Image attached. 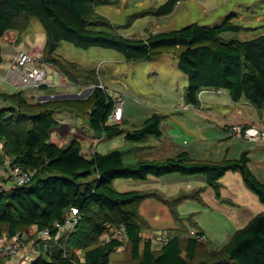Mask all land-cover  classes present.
I'll list each match as a JSON object with an SVG mask.
<instances>
[{"label":"trees","instance_id":"obj_1","mask_svg":"<svg viewBox=\"0 0 264 264\" xmlns=\"http://www.w3.org/2000/svg\"><path fill=\"white\" fill-rule=\"evenodd\" d=\"M182 0H165L143 12L155 16L172 13ZM185 1V0H184ZM115 0H0V63L3 61L1 37L15 30L22 35L32 18L41 22L46 41L42 61L55 67L77 85L94 83L84 98H50L31 102L22 89L0 91V158L7 156L11 164L32 171L25 185L12 184L0 192V238L14 236L35 226L39 231L51 228L49 241L58 237L55 221H64L71 206L79 211L77 226L61 235L55 243L45 244L48 256L39 253L30 264H106L115 248L125 244L122 264H264V211L255 215L246 226L236 230L230 240L219 248L202 243L186 231H174L158 250L141 232L149 227L140 213L141 202L147 198L161 199L155 190H117V178L146 179L166 173H203L207 184L216 191L218 180L227 170H239L246 185L264 203V181L249 166L247 151L238 157L219 159L194 157L186 149L164 157H137L126 160L118 148L104 153L85 155L81 140L72 137L63 145L51 141V130L58 124L55 114L71 111L87 118L89 127L98 135L122 133L121 123L107 124L113 105L105 88L99 87L97 71L83 67L57 53L56 45L68 41L76 47L114 49L128 61H150L169 51H177L179 69L187 76L184 99L198 106L203 89H224L232 101L249 103L264 123V34L247 41L224 39V30L237 25L211 26L191 22L178 29L150 32L143 37L121 34L111 21L96 9ZM137 12L136 17L143 15ZM40 88H48L41 86ZM167 116L153 112L140 124L130 126L124 134L127 142L145 143L150 137H162L161 122ZM151 146L144 144L143 147ZM194 193L163 199L179 222L182 216L176 203L193 197ZM198 195V193H196ZM123 226L126 239L113 236L110 229ZM187 227L184 225V229ZM109 233L107 239L102 236ZM197 234L203 235L200 231ZM38 238V242H40ZM72 242L71 245L68 243ZM52 244V245H51ZM59 248L56 253L50 248ZM66 245V249L62 248ZM43 248H40V252ZM81 250V251H79ZM82 252V253H80Z\"/></svg>","mask_w":264,"mask_h":264},{"label":"rangeland","instance_id":"obj_2","mask_svg":"<svg viewBox=\"0 0 264 264\" xmlns=\"http://www.w3.org/2000/svg\"><path fill=\"white\" fill-rule=\"evenodd\" d=\"M115 1L114 4L98 5L96 9L111 21L112 27L116 31L126 36L143 37L152 31L178 29L191 22L211 26L227 23L237 25L238 28L227 29L222 32L221 36L224 39L247 41L264 34V0H182L176 5L172 13L163 16H155L143 11L158 6L165 0ZM137 12H143V15L136 17ZM8 36L9 34L6 36L7 39ZM21 36L22 40L12 53L8 65L3 68L4 72L18 50L32 51L35 46L42 47L46 41L43 26L37 18L31 19L28 30ZM42 48H37L40 51H35V53L42 55ZM56 51L83 67L99 68V77L103 80L104 85L107 87L106 91L112 95L113 100L116 102L118 98L124 99V114L130 119L131 123L140 124L153 111H162L170 115L169 119L161 123V130L164 134L161 139L149 137L145 143L127 142L123 136L131 127L126 125L120 126L123 133L114 136H96L97 151H101L103 147L106 150L118 148L124 152L126 160H133L137 157H161L162 155H168L173 149L171 147L176 149L182 147L183 144H187V147L183 148L190 153H193V151L200 152L206 148L213 151V147H218L219 139L224 136L222 127L219 125V118L232 115L231 112L235 106L242 107V110L245 108L244 100H241L242 103L232 106L234 101L230 99L224 89H220V91L223 93L222 98H226V100L221 101V104L217 105V100L213 96L215 94L212 95L209 92L202 94V102L198 106L186 104L184 95L187 76L178 67L177 51L166 52L161 57L150 61H128L114 49L99 47L84 49L76 47L68 41L58 42ZM44 64L48 78L54 83H58L60 80L59 74L53 72L48 64ZM3 71H0V73ZM0 85L7 92H13L15 88L24 91L32 88L31 91L46 95L50 94L49 89L57 88V95L76 94L79 90L81 95L85 96L88 95L91 89L89 85L79 87L68 84L58 85V87L50 85L52 88L48 85V88H18L13 85L14 88L11 86L12 84L8 85L6 83H0ZM30 95V90L25 91V96L29 100L34 99ZM46 99H50V97L39 100ZM59 116L74 119L83 130H85V127L88 128L82 123L84 120L82 117H77L67 111L56 115L57 118ZM150 139H153L150 144H156V146L143 147L144 144L149 145ZM158 150L160 152L156 154ZM259 156L264 159V156ZM5 158L7 157L5 156ZM254 159L249 162L250 169L257 175L264 174V169L261 168V162H264V160L257 163L256 161H259V159L256 157ZM0 169L7 176V171L5 172L1 167ZM7 178L9 177L7 176ZM218 182L219 187L216 191L207 184L203 173L183 174L171 172L160 176L150 175L146 179L117 178L114 180L113 186L121 191L155 188L161 190L164 194L166 192L172 195L171 198L194 193L193 197L182 199L175 205L176 211L182 216L187 217L195 214L193 216L194 224L189 223V221L186 222L189 228L184 229L186 231L185 235H190L192 230L199 231L202 229L211 246L219 248L230 240L236 230L246 226L255 215L264 211V203L246 185L240 171L237 169L227 170ZM164 185H167V187H164ZM2 190L7 189L0 186V192ZM140 213L152 224L153 233L149 235L150 238H154L156 234H163L162 232L166 231V228L177 225V220L169 213L168 207L154 197H150L141 203ZM20 233L21 236L19 237L16 234L10 237L6 236L4 241L0 243H20L24 248L28 235L26 230ZM191 235L197 239L195 234ZM105 237L108 238L109 234H103L102 238ZM121 238L126 239L125 236ZM200 240L204 241L205 236L202 235ZM68 244L71 245L72 242ZM58 249L54 247L52 252L56 253ZM34 253L36 255L42 253L48 256L44 249L41 252L37 250ZM111 255L113 259L110 260L117 261L115 260V258L117 259L116 254ZM15 261L14 264H19L21 260L18 257Z\"/></svg>","mask_w":264,"mask_h":264},{"label":"crops","instance_id":"obj_3","mask_svg":"<svg viewBox=\"0 0 264 264\" xmlns=\"http://www.w3.org/2000/svg\"><path fill=\"white\" fill-rule=\"evenodd\" d=\"M152 32H156V31H152ZM7 34H9L8 39L6 38ZM21 40H22V36L21 35H18V33L15 30L6 31L5 34L1 37L3 61L0 63V67H2V68H0V71H3L4 70L3 68L8 65L12 53L18 47V45L20 44V41ZM43 46H44V44L42 45V47ZM42 47L35 46L32 49V51L33 52H35V51H38L39 52L40 50H38V49H40ZM41 51H42V49H41ZM41 57H42V55H41ZM49 66L51 67V69L53 70V72L58 73L59 74V77H60V80H59L58 83H53V87H58V85L64 86V85H67V84L68 85H77L76 83H71V81L69 79H67L65 76H63L55 67H53L51 65H49ZM88 68H94V69H96L97 75H98V79H99V83H101L102 86H103V88H105V90H107L106 89L107 87H106V85H104L103 80L99 77V72H98L99 71V68L98 69L96 67H88ZM0 83H2V84L3 83H6L8 85H11L8 82L3 81L1 79V76H0ZM92 84H94V83L81 82L77 86L81 87L83 85H89L91 87ZM11 86H13V85H11ZM50 88H52V87L50 86ZM31 89L32 88H28L27 89V90H30V94H31L30 96L32 98H34V99H30L31 102L38 101L39 99H45L46 97H50V98H84V97L87 96V95L82 96L81 93H80L81 91H79V90H78V92L76 94L57 95L56 93L58 92L57 91L58 89L57 88H54L53 90H50L49 89L50 94L46 95V94H39V93H37L35 91H31ZM91 89H92V87H91ZM91 89H90V91H91ZM220 89H203V90H201L199 92V96H198L200 102H202L201 101L202 100V94L204 92H209L212 95H213V93L215 94L213 96H214V99L217 100L216 101L217 102L216 104L217 105L218 104H221V101L226 100V98H222V94L223 93L220 91ZM15 90H17V89L15 88ZM27 90H25V91H27ZM0 91H5L2 85H0ZM36 93H37V95L35 97H33ZM108 95L113 100L112 95H110L109 93H108ZM117 101L115 102L113 100V105H112L111 109L117 103ZM239 103H242V102L241 101H239V102H233L232 106L234 104L237 105ZM243 103H245L244 104L245 105L244 110H242V107L239 108V107L235 106V108L231 112L232 115L226 116V117H220L219 118L220 119L219 125L222 127V130L224 132V136H222V138L219 139L220 140L219 146L218 147H213V149H212L213 151L209 150L208 148H206L205 150L200 151V152L193 151V153H191L192 156H194V157H208V158H213L215 156L214 159H219V158H221V157H223L225 155L228 156V157H238L241 152L247 151L248 152V156L250 158V161L251 160H255L254 159L255 157L257 159H259V161H256L257 163H259L261 160H264V159H262V157L259 156V155L264 156V141H249V140L244 139V138H237V137H233L232 136V131H231V126L232 125L244 126V125H247V124H256L257 126H259L261 128H264V123H263L262 119L259 118L256 110L249 103H247L246 101L243 102ZM213 104H215V103H213ZM188 105H190V104H188ZM193 106H195V105H193ZM65 111H67V112H69V113H71V114H73V115H75L77 117H82L85 120V121L83 120L82 123L85 124V126H87L88 128H86L84 126L85 127V130H83L82 128H80L79 123H77L74 119L69 118L67 116H59V118L56 117V115L58 113H62V112L64 113ZM153 112H155V111H153ZM159 112L163 113L162 111H159ZM164 114H166V113H164ZM166 115L167 116L164 117L163 121H165V120H167V119L170 118V115L169 114H166ZM54 116L58 120V124L55 127H53V129L51 130V136H50L51 141L57 143L58 145H63V144L68 143L72 137H77V138H79L81 140V151L85 155H89V154H92L94 152L104 153V152L108 151V150L105 149V147H103L101 149V151H97L98 143H97V140H96V136H98V134L96 132H94L89 127V124H88V121H87V118L86 117H83L81 115H77V114H75V113H73L71 111H68V110L59 111ZM116 123H121V127H122V125H126L127 126V124H133V122L131 123L130 122V119L128 117H126L125 114H124V103H123L121 120H119ZM160 127H161V125H160ZM163 135L164 134H163V131H162V136ZM161 138L162 137H160L159 139H161ZM159 139L156 140V141L158 142ZM151 140H153V139H150L149 145H151L150 144ZM186 145L187 144H183L182 147H178L176 149L174 147H171L173 149L169 152L168 155L176 152L179 149H184ZM151 146L152 147H155L156 144L155 145H151ZM159 152L160 151L158 150V153H156V154H159ZM164 156H166V155H162L161 157H164ZM149 158H151V157H149ZM156 158H160V157H156ZM261 164H262L261 165V168L264 169V162H261ZM257 176L264 181V174H258ZM12 184H13V182L9 178H7V176H5V174L3 173V171L0 169V186L1 187H4L5 189H9V188L12 187ZM167 185H164V187H167ZM139 190H155V192L158 193L161 196L162 200L161 199H157V198H155V199L157 201H159L160 203H163V204H165L163 202V199H169V198L172 197V195L167 194L166 192L164 194L161 190L155 189V188H153V189H150V188H148V189H139ZM147 199H149V198H147ZM147 199H145V200H147ZM145 200H144V202H145ZM166 206L169 209V213H171V210H170L169 206L168 205H166ZM191 215H192V217H190L189 220L184 221V224L183 225H182L181 222H179L177 220V225L171 226L170 228H166V231L163 230L164 232H162V233H167V239H166V241H168V238L170 237V235L174 231H176V230H178V231H184V225L186 227H188L186 225V222L189 221V223L191 222V224H194L195 223L194 222V218H193V216L195 214H191ZM172 217H173V215H172ZM147 221L149 223V227L146 228V229H143L142 232H141V235H142L143 239L149 238L150 241H151L152 248L155 249V250H158L166 242L163 243L159 239L150 238L149 237V235H151L153 233V230H152V224L150 223V221L148 219H147ZM119 227L120 226H113L110 229V232L113 233L112 234L113 236H115L116 231L118 230ZM34 228L36 229L35 226H31V227H29L26 230L27 235H28V239L26 240V243H25L24 248L20 249L19 255L16 257V258L19 257L21 261L25 262L24 264H30L31 259L33 257H35V255H36L34 253L35 251H37V250L40 251V248L41 249L42 248L43 249L45 248L46 242H44V244H42V239H40L38 237V235L36 234V233H38V231H37V229L34 231ZM199 231L205 236V240L204 241H201L200 240V242H202V243H206V241L209 242L207 240V236H206L205 232L202 229L199 230ZM105 234H109V233H105ZM37 237L40 239V242H38V238ZM4 238L3 239L0 238V242H3L4 241ZM125 238H126V236H125ZM49 239H47V241L49 243H54V244H56V246H58L60 244V243H55V242H57L56 239H59L57 236L53 240L51 239L49 241ZM103 239H107V238L105 237ZM118 239L123 240L121 237L118 238ZM48 248H50V245H48ZM124 249H125V244H122L119 247L115 248L114 251L112 252V254L115 253L116 256H117V259H118L119 257H121L123 255ZM80 253H82V252H80ZM110 259H113L112 258V255L110 256ZM115 260H116V258H115ZM17 261H19V260H17ZM21 261H20V263H21ZM14 263H16L15 259H11V260L5 261L4 264H14Z\"/></svg>","mask_w":264,"mask_h":264},{"label":"built area","instance_id":"obj_4","mask_svg":"<svg viewBox=\"0 0 264 264\" xmlns=\"http://www.w3.org/2000/svg\"><path fill=\"white\" fill-rule=\"evenodd\" d=\"M1 79L9 84H12L16 87H41V86H50L53 85V81L48 78L47 70L45 64L42 61V57L39 54H36L30 50H18L15 55L12 57V60L7 68V70L0 73ZM53 82V83H52ZM48 85V86H47ZM99 87H102L101 83L97 84ZM96 86L92 84L91 87ZM124 99L119 98L117 103L113 106L110 113L107 116V124H113L121 120L122 109H123ZM232 135L237 138H244L249 141H264V128L257 126L256 124H247L244 126L232 125L231 126ZM7 157V156H6ZM0 167L6 172L7 176L12 180L16 185H25L30 181L32 176V171L25 170L19 166L12 165L10 158L2 157L0 158ZM80 216L77 208L71 206L66 212L64 221H55L53 227L59 230L58 238L61 235H68V232H71L79 223ZM51 228L45 227L37 233L39 238L48 239L50 235ZM191 234H195L196 238L200 240L202 235L199 236L196 231H191ZM16 235L19 237L21 233L18 232ZM126 236V232L123 226H120L116 231L115 237L120 238ZM156 239H159L161 242H166L167 233L156 234ZM59 239H56L58 241ZM48 244V242L46 243ZM22 248L20 243H0V264H4L5 261L16 259L18 252ZM64 251L66 245H63ZM25 262L21 261L19 264H24ZM106 264H122L118 261H109Z\"/></svg>","mask_w":264,"mask_h":264}]
</instances>
